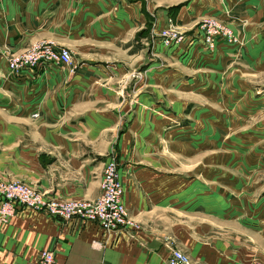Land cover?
Instances as JSON below:
<instances>
[{
    "label": "crops",
    "instance_id": "0c3cea01",
    "mask_svg": "<svg viewBox=\"0 0 264 264\" xmlns=\"http://www.w3.org/2000/svg\"><path fill=\"white\" fill-rule=\"evenodd\" d=\"M206 16L229 22L241 43L221 40L210 50L196 28L175 46L181 58L216 57L264 72V0H0V180L25 182L50 198L96 199L115 156L123 201L138 224L115 233L21 206L0 224V264H31L43 249H54L58 264H168L175 247L200 264H264V219L236 223L235 236L198 235L178 217L177 175L132 154L136 144L112 143L124 99L133 102L119 89L132 86L137 34L169 18L193 28ZM39 40L69 48L80 65L6 78L7 56Z\"/></svg>",
    "mask_w": 264,
    "mask_h": 264
},
{
    "label": "rangeland",
    "instance_id": "374dc122",
    "mask_svg": "<svg viewBox=\"0 0 264 264\" xmlns=\"http://www.w3.org/2000/svg\"><path fill=\"white\" fill-rule=\"evenodd\" d=\"M211 17L193 28L169 18L162 28L137 34L134 70L127 74L132 86L119 89L133 102L124 105V99L120 109L126 114L115 124L112 143L136 144L132 154L157 160L161 171L177 175L178 217L198 235L222 239L239 234L236 223L264 219V72L216 57L190 62L178 55L175 46ZM170 23L183 38L166 45L162 30ZM238 39L227 43L238 45ZM19 53L7 56L6 78L21 76L10 66ZM51 65L74 72L80 63L73 57L71 64L41 69Z\"/></svg>",
    "mask_w": 264,
    "mask_h": 264
},
{
    "label": "built area",
    "instance_id": "2783aa9c",
    "mask_svg": "<svg viewBox=\"0 0 264 264\" xmlns=\"http://www.w3.org/2000/svg\"><path fill=\"white\" fill-rule=\"evenodd\" d=\"M205 46L214 50L219 41L236 43L235 31L217 17L206 18L200 25ZM163 42L168 45L180 41L183 36L170 23L162 30ZM240 43V42H239ZM73 55L69 48L41 40L31 44L10 60L12 71L19 76L28 70H35L50 64H71ZM39 112H33L38 117ZM102 194L96 199L59 200L46 196L45 192L17 181H0V224L8 223L21 206L31 207L39 212L61 218L64 221L78 220L97 222L103 230L121 233L137 228L123 202V188L120 182V167L117 158L112 157L105 165L102 177ZM31 264H58L54 249H43L38 259ZM168 264H198L181 248H173Z\"/></svg>",
    "mask_w": 264,
    "mask_h": 264
},
{
    "label": "bare ground",
    "instance_id": "6f19581e",
    "mask_svg": "<svg viewBox=\"0 0 264 264\" xmlns=\"http://www.w3.org/2000/svg\"><path fill=\"white\" fill-rule=\"evenodd\" d=\"M1 181V180H0ZM2 181H5V180H2ZM121 182V181H120ZM25 183V182H24ZM122 185V184H121ZM29 186H31V185H29ZM33 187V186H32ZM35 188V187H34ZM122 188H123V186H122ZM38 190V189H37ZM123 194H124V189H123ZM55 199H57V198H55ZM122 199H123V195H122ZM59 200H62V199H59ZM70 200V199H69ZM88 200H91V199H88ZM124 202V201H123ZM25 207H28V206H25ZM28 208H31V207H28ZM33 209V208H32ZM35 210V209H34ZM38 259V258H37ZM36 259V260H37ZM34 262V261H33Z\"/></svg>",
    "mask_w": 264,
    "mask_h": 264
}]
</instances>
